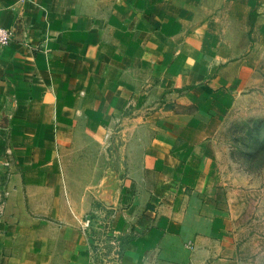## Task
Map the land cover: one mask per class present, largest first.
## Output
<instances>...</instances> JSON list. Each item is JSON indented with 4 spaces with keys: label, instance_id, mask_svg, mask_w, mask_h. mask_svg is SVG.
<instances>
[{
    "label": "crops",
    "instance_id": "crops-1",
    "mask_svg": "<svg viewBox=\"0 0 264 264\" xmlns=\"http://www.w3.org/2000/svg\"><path fill=\"white\" fill-rule=\"evenodd\" d=\"M0 20V264H101L94 198L110 264H241L215 170L263 82L264 0H0Z\"/></svg>",
    "mask_w": 264,
    "mask_h": 264
},
{
    "label": "rangeland",
    "instance_id": "rangeland-1",
    "mask_svg": "<svg viewBox=\"0 0 264 264\" xmlns=\"http://www.w3.org/2000/svg\"><path fill=\"white\" fill-rule=\"evenodd\" d=\"M254 53L263 82L226 123L215 170L217 201L232 219L241 264H264V45L255 47ZM95 206L94 198L88 232L101 250V264H110L107 252L113 234L108 212Z\"/></svg>",
    "mask_w": 264,
    "mask_h": 264
},
{
    "label": "built area",
    "instance_id": "built-area-1",
    "mask_svg": "<svg viewBox=\"0 0 264 264\" xmlns=\"http://www.w3.org/2000/svg\"><path fill=\"white\" fill-rule=\"evenodd\" d=\"M14 38V31L12 29H9L7 27H5L0 20V53H2L12 42ZM6 131H8V128H5ZM8 192L5 191L3 193H1V198H0V239L2 236V232H1V222L4 216V212H5V204H6V198L8 197ZM92 219H87L84 223V227L83 230L84 232H88L89 225Z\"/></svg>",
    "mask_w": 264,
    "mask_h": 264
}]
</instances>
